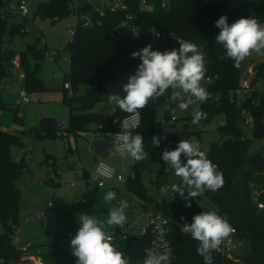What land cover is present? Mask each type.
Here are the masks:
<instances>
[{"label": "trees", "instance_id": "1", "mask_svg": "<svg viewBox=\"0 0 264 264\" xmlns=\"http://www.w3.org/2000/svg\"><path fill=\"white\" fill-rule=\"evenodd\" d=\"M74 1L47 0L38 6L36 13L52 22H58L68 15L72 4L75 8ZM140 1L122 0L124 7L117 9L107 6L99 8V5L87 4L85 1L83 8L76 6L78 11L88 13L90 23L83 26L82 19H78L64 46L69 56V72L63 75L62 85L69 81L73 90V96L69 98L62 87L64 101L71 104L67 126L64 129L66 132L75 135L86 131L88 123L98 119L106 129H117V124L112 121H119L130 113L115 106L111 113L103 116L92 111V108L99 102L108 101L109 95H123L121 85L137 63L129 54L146 43L151 42L155 48L161 50L175 47V41L168 36L171 32L194 43L203 53H212L216 58L225 54L224 49L214 42L218 29L213 26V21L221 14H225L229 22L238 18L241 0H144L146 6H141ZM162 3L164 6H161ZM8 15L9 13L4 12L0 0V29L5 26ZM21 30V25L14 24L10 33H20ZM120 34L128 39L125 50H121L116 42V37ZM44 53V46L36 44L29 45L21 52L0 47V84L11 75L9 70L13 66L12 60L17 56L18 67L22 72L21 88L26 94L44 90L45 87L36 76L39 59ZM29 58H32V63ZM224 60L225 63L232 61L225 55L218 63H223ZM225 67L226 69L213 67L214 69L209 71L205 66L204 75L211 79L204 87L208 98L203 103L198 102L199 111L206 114L199 120L201 124L210 123L217 115L223 117V123L217 128L223 140L210 143L205 152L206 157L221 172L223 184L215 192H203L208 201L203 206L194 203V200L199 198L197 195L193 200L189 198L191 207H184V200L176 194L175 200L170 202L168 207L173 220L179 225L189 222L191 216L200 211H215L235 230L236 239L244 241L247 250L243 255L229 257L216 249L212 253L213 264H264V208L256 207L257 201L264 200V156L262 150L257 147V142L264 139V61L256 66L253 78V84L262 81L263 87L247 86L252 90L249 97L241 103L254 118L252 126L248 129L243 126L239 110L230 99L231 92L238 83L240 67L233 66L230 82L227 80V64ZM230 83L233 86L231 89ZM80 87H83L82 93H79ZM168 100L167 94L150 99L143 108L137 110L141 123L134 134L139 133L143 139L154 134H163L165 137L159 147L152 146L142 160L133 162L132 177L125 181L128 191L145 202L151 201L148 189L142 182V175L150 165L156 166L155 188L166 186L165 179L169 170H165L164 163L159 159L161 150L175 147L179 139L188 140L192 135H199V132L189 130L187 124L180 131H166L161 128L159 120L156 119L157 112L160 109L164 111L166 105L170 108L176 105L175 101ZM7 107L9 105L2 102L0 97V113ZM162 119H169V115L164 113ZM28 131L43 135L36 126L21 132L29 133ZM20 133H10L0 127V264H18L22 256L20 249L12 243V236L18 222V192L15 180L23 171L24 157L15 161L9 151L11 145L20 144ZM243 133L245 136L241 138ZM49 134H54V131ZM254 143L255 146L251 150ZM81 209L75 202L68 212L71 214ZM143 209L146 207L143 206ZM181 216L183 221L180 220ZM179 228L180 226H176L170 237L175 255L173 264H203L202 258L196 253L198 242L187 234H182ZM148 240L149 235L146 234L129 237L126 253L130 264H142ZM49 255L53 257L49 264H74L70 249L57 250Z\"/></svg>", "mask_w": 264, "mask_h": 264}, {"label": "rangeland", "instance_id": "2", "mask_svg": "<svg viewBox=\"0 0 264 264\" xmlns=\"http://www.w3.org/2000/svg\"><path fill=\"white\" fill-rule=\"evenodd\" d=\"M46 1L32 0L29 4L30 15L28 16H21L18 12L11 11L6 18L5 26L3 29H0V47L4 50L21 52L33 44L37 46L43 45L45 49V53L39 59L36 71V76L40 79L45 89L36 93L26 94L29 103H24L21 100L20 85L22 72L19 68H14L11 71V79L2 82L0 85L1 100L9 105V107L0 113V127L10 133L19 134L21 130H28L30 125L38 124L42 117L55 118L64 126L67 123L69 105L71 104L64 101V91L62 90L63 75L69 72V56L64 46L69 37L68 31L75 27L78 19H82L88 13L78 11L76 8L77 0H75L73 2L75 8L69 10L65 18L58 22H52L49 18L41 17L36 13L38 6ZM84 1L87 4L99 5L100 7L104 5L103 0ZM16 2L17 0H2V7L8 9ZM241 16H255L258 21L264 22V0H241L239 3V17ZM14 24L22 26L20 33H10L11 26ZM203 54L205 66L208 67L209 71L215 67H224L226 69L225 65L227 64V80L230 82L231 77H233V68L235 67H233V62L228 61L225 63L224 60L223 63H218V60L224 58L225 54H221L217 58L209 52ZM55 56H57L56 60L54 59ZM32 61V58H29V62L32 63ZM263 61L264 56L257 55L256 53H250L249 56L241 61L240 66H238L240 67L238 83L234 91L231 92L232 97L235 98L242 95L243 90L251 85L258 88L263 87L262 81L253 84L255 68ZM208 75L213 74L208 73ZM207 83L204 75L201 84L205 87ZM231 88H233L232 85ZM82 91L83 87H80L79 93H82ZM185 102L189 103L188 109L181 111L176 105L173 108L166 105L164 111L160 109L157 112L156 119L159 120L161 128L166 131H180L187 124L189 130L199 132L198 136H190L188 141H195L200 149L206 152L210 143H219L223 140V137L217 132V128L220 122L223 121V117L217 115L208 124H201L199 121L194 124L192 123V114L195 111H199L198 102ZM112 106V103L107 105L109 108ZM107 107L105 103L99 102L93 106L92 111H102ZM171 109L177 119L171 125L161 123L163 114L169 115ZM87 127L89 129L86 132L87 136L84 137L85 140L81 139V142L85 146L84 148L87 150L85 152H82L80 148L77 152L67 150L68 143L64 136V133H66L64 130L54 131L55 138L43 139L40 141L42 142L41 145L38 140H35L33 143L34 147L30 144L27 134L20 133V144L10 146V151L12 150L13 153L12 156L14 158L18 157L16 159L22 157L18 149L20 147L26 149L23 161L26 163L27 168H29L28 172L36 176V187H31L28 181L22 183V180H17L16 182L19 217V226L17 228L19 230L17 229L13 234L12 243L17 248L35 246L39 251L38 256L46 264L53 261V257L49 254L57 250L69 249L68 241L78 227L76 218L79 215L88 214L102 222L106 219L108 210L117 206L115 200L108 202L103 200V195L108 190L113 191V188H115L118 192L117 198L126 201L129 206H132L129 212L125 211L126 221H129L135 227L132 232L148 223L147 216L143 215L145 211L143 206L151 210L156 201H159L163 205H168L176 197L175 193L163 194L161 189L155 188V165H150L142 175V182L148 189L147 193L151 202H145L133 196L128 191L125 182L107 181L103 188L97 189L95 187V175L91 172H83L85 167L78 160V157L81 158L87 153V162L84 163L86 164V168L91 169L92 158L90 157L91 151L87 146V140L89 141L93 137H101L100 133L96 130V121L89 122ZM57 133H60V135H57ZM70 141L71 145H74L72 136ZM253 146H255V143L251 145V150H253ZM32 147L33 156L31 155L32 152L29 151ZM143 147L146 156L149 153V149L152 148L151 137L148 136L143 139ZM168 149L170 148L168 147ZM45 153H51L57 165L56 172L52 171V174L48 175V179L44 177L50 171V167L43 161ZM104 161L113 166L117 174H121L124 177L131 174L134 162L130 157H122L119 153L115 152H113L111 157L104 159ZM44 170L45 173H43ZM49 177H52V179ZM165 183L166 186L164 187H170L174 183L179 184V177L174 176L171 170H169ZM73 199L76 200L73 201ZM81 200L84 202L81 203ZM75 202L82 209L73 211L70 214L66 209ZM194 203L198 206H203L208 201L204 197V194L201 193L199 194V198L194 200ZM256 207L264 208V200L257 201ZM109 228L111 226L103 224V230L107 231ZM246 250L247 247L244 245V241L237 240L232 256L243 255ZM18 264L30 263L27 260H20Z\"/></svg>", "mask_w": 264, "mask_h": 264}, {"label": "clouds", "instance_id": "3", "mask_svg": "<svg viewBox=\"0 0 264 264\" xmlns=\"http://www.w3.org/2000/svg\"><path fill=\"white\" fill-rule=\"evenodd\" d=\"M213 26L218 29L214 42L224 49L233 66L238 67L250 53L264 56V22L258 21L255 16H241L229 22L227 16L221 14L213 21ZM156 36L159 37V33ZM168 36L175 41V47L161 50L149 42L130 52V57L136 59L137 63L121 85L123 95L108 96V100L121 111L136 113L150 99L166 94L181 111L189 107L185 101L203 103L208 98L201 84L205 73L203 52L194 43L174 33L169 32ZM205 115L195 111L192 123H197ZM164 138L163 134H154L151 145L159 147ZM114 140L120 156L130 157L134 161L144 158L143 138L139 133L125 130L116 133ZM159 159L164 163L165 170H171L174 176L179 177V184L162 187L161 192L179 195L184 200V207H191L189 198L193 200L205 190L215 192L223 184L221 172L195 141L179 139L175 147L162 149ZM115 198L116 193L112 190L103 195L105 202ZM126 208V201L120 200L117 206L108 210L102 222L88 214L76 218L78 227L68 241L74 264H127L125 254L114 246L112 238L103 230V224L115 227L124 225ZM183 219L181 216L180 220ZM179 231L198 242L196 253L203 264H213V251L228 237L232 228L215 211L209 210L193 214L189 222L180 225ZM142 264H168V256L163 252L146 250Z\"/></svg>", "mask_w": 264, "mask_h": 264}, {"label": "built area", "instance_id": "4", "mask_svg": "<svg viewBox=\"0 0 264 264\" xmlns=\"http://www.w3.org/2000/svg\"><path fill=\"white\" fill-rule=\"evenodd\" d=\"M32 0H17V2L11 6L8 9H4V12L10 13L11 11L18 12L21 16H28L30 15L29 10V4ZM103 6H107L112 9L117 8H123L122 0H103ZM141 6H146L144 0L140 1ZM161 6H164V3L161 4ZM102 7V6H101ZM99 6V8H101ZM74 5L72 4L70 6V9H73ZM90 23V18L87 16L82 18V25L88 26ZM123 25V24H121ZM73 30H69L68 34L69 36L72 34ZM157 34V32H156ZM123 35V34H120ZM125 36V35H123ZM69 38V37H68ZM57 55V53H56ZM54 59H57V56L54 57ZM207 82H210L211 79L209 77H206ZM67 97L71 98L73 96V90L71 87V84L69 81H65L62 85ZM21 88V85H20ZM247 88V87H246ZM252 89H244L243 94L237 97H230L231 101L235 104L237 109L239 110V114L242 118V124L243 126L248 129L252 126L254 122V118L251 114V112L244 108L242 106V102L249 97V92ZM21 94V100L24 103H29L28 98L26 97L25 91L21 88L20 90ZM177 118L173 115L172 109L169 111V119L168 120H161V123H166L167 125L175 121ZM112 123L117 124V129L111 130L106 129L104 125L101 123L97 124L96 130L100 133V136L103 139H106L111 142L112 144V151L115 153H118L116 149V144L114 140V136L116 133L128 130L131 132H134L138 129L141 123V116L139 112L136 113H130L125 116H123L119 121L113 120ZM223 121L220 122L222 124ZM165 124V125H166ZM57 135H60V133H57ZM66 136L67 134L64 133ZM245 136V133H243V138ZM257 147L260 148L263 152L264 156V139H261L257 142ZM18 152L24 155L26 154V149L23 147H20L18 149ZM94 174L97 178L96 186L101 188L103 187L107 181H114V182H125L128 177H132V174H129L128 176L124 177L121 174H117L114 167L106 163L103 159L99 158L94 166ZM110 177V178H109ZM120 199H117L116 202H118ZM83 202V200H81ZM50 205V204H49ZM147 216L148 223L145 226H141L138 230L135 232H132V230L135 228L132 226V224L125 221V224L120 227L111 226L106 232L107 235H109L112 240L114 246L120 250L123 254H125V257L127 259V264H130L129 258L126 253V244L129 240L130 236H143V235H149V240L145 246L146 250H153L157 252H163L166 253L168 256V264H173L174 260V250L173 246L171 245L170 237L172 236L176 226H180L176 221L173 220L172 212L168 205H163L159 201H156L154 203V207L151 210L145 209L144 214ZM17 229L15 230V232ZM236 236H235V230L232 228L231 233L228 235V237L224 238L220 245L217 247V249L231 257L232 253L234 251V248L236 246ZM21 251V259L20 260H27L30 264H46L45 261H43L39 256V251L36 247L33 246H24L19 248ZM144 251V254H145ZM143 254V257H144ZM142 257V259H143Z\"/></svg>", "mask_w": 264, "mask_h": 264}, {"label": "crops", "instance_id": "5", "mask_svg": "<svg viewBox=\"0 0 264 264\" xmlns=\"http://www.w3.org/2000/svg\"><path fill=\"white\" fill-rule=\"evenodd\" d=\"M12 63H13V66L11 67V69L9 70L10 71V73H11V71L14 69V68H19L18 67V57L16 56L13 60H12ZM11 76L12 75H10L8 78H6V79H4L3 80V82H5L6 80H10L11 79ZM22 77V76H21ZM1 85V84H0ZM102 103H105V106L107 107V105L109 104V103H112V102H110L109 100L108 101H105V102H102ZM112 107L111 108H109V107H107L106 109H104V110H102V111H96L97 113H101V115H103V116H105L106 114H109V113H111L112 111H113V109H114V104L112 103ZM102 107V106H101ZM98 110H100V109H98ZM99 123V119L98 120H96V126H97V124ZM32 126H36L37 127V124L36 125H30L29 126V128L30 127H32ZM65 126H67V123L65 124ZM3 129V128H2ZM4 130V129H3ZM89 130V129H88ZM88 130H86V131H83V132H79V133H77V134H72V133H68V132H66L65 130V132L67 133V135L65 136L66 137V141H67V143H68V146L66 147L67 148V150H69V151H72V152H77L78 150H79V148L80 149H82V152H85V151H87L84 147V145H83V143L81 142V139H84L85 140V138L84 137H86L87 135V131ZM21 131H27V130H21ZM20 131V132H21ZM19 132V133H20ZM29 132V131H28ZM21 134H27V136H28V138H29V142H30V144L31 145H33V143H34V141L35 140H38L39 142L41 141V140H43V139H54L55 138V136H54V134H43V135H36L35 133H23V132H21ZM71 136H72V138H73V140H74V145H71V141H70V139H71ZM93 138H96V137H93ZM98 139H103L102 137H97ZM21 139V138H20ZM106 140V139H105ZM80 141V142H79ZM42 144V142H40V145ZM87 146L89 147V141L87 140ZM33 147H34V145H33ZM33 147H32V149H30L29 151L30 152H32V156H33ZM9 151H10V149H9ZM91 151V150H90ZM91 153V158H92V166H91V169H89V168H86V162H87V153H85L84 154V156H82L81 158L80 157H78V160H79V162H80V164H83L84 165V167L88 170H86L84 167V169H83V172H91V173H93L94 174V166H95V163L97 162V160L99 159L98 157H96L95 156V154L91 151L90 152ZM13 153H12V150L10 151V156H11V158L13 159V160H15V161H19L21 158H23V156L22 157H20L19 159H16V158H18V157H16V158H14L13 156ZM104 160V159H103ZM43 161H44V163H46L49 167H50V171H49V173L47 174V175H45L44 177H46L47 179H48V175L49 174H52L51 172L52 171H55L56 172V167H57V165H56V163H55V160H54V156L51 154V153H45V156H44V159H43ZM85 162V163H84ZM115 169V168H114ZM28 170H29V168H27V166H26V163L24 162V168H23V171H22V173L18 176V178L15 180V187H16V189H17V186H16V182H17V180H22V183H26L27 181L29 182V185L31 186V187H33V186H35L36 184H35V180H36V176L33 174V173H31V172H28ZM43 173H45V170H44V172ZM95 175V174H94ZM96 177V176H95ZM50 179H52V177H49ZM96 182H97V178H96ZM59 184V183H58ZM56 186V185H55ZM105 186V185H104ZM103 186V187H104ZM36 187V186H35ZM97 189H101V188H103V187H101V188H99V187H97V186H95ZM17 192H18V189H17ZM113 192H115L116 193V198H115V201L118 199L117 197H118V192H117V190L115 189V188H113ZM76 199H73V201H75ZM84 202V201H83ZM72 205V204H71ZM71 205L66 209L67 211H69V209H71ZM131 208H132V206H129L128 204H127V208H126V210L125 211H127V212H129L130 210H131ZM128 223H129V221H127ZM19 226V217H18V222H17V227ZM134 227V226H133ZM18 229V228H17ZM19 230V229H18Z\"/></svg>", "mask_w": 264, "mask_h": 264}, {"label": "water", "instance_id": "6", "mask_svg": "<svg viewBox=\"0 0 264 264\" xmlns=\"http://www.w3.org/2000/svg\"><path fill=\"white\" fill-rule=\"evenodd\" d=\"M77 6L79 8H83L84 0H77ZM116 42L119 44L121 50H125L128 45V39L123 35H118L116 37ZM65 128L66 126L62 125L52 117H42L37 124V129L42 134L50 133L56 130H64ZM89 149L95 154L96 157L101 159H106L113 155L112 144L110 141L105 139H90Z\"/></svg>", "mask_w": 264, "mask_h": 264}]
</instances>
